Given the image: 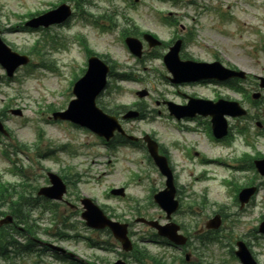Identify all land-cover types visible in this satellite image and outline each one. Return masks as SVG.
<instances>
[{
    "label": "rangeland",
    "instance_id": "374dc122",
    "mask_svg": "<svg viewBox=\"0 0 264 264\" xmlns=\"http://www.w3.org/2000/svg\"><path fill=\"white\" fill-rule=\"evenodd\" d=\"M62 2L73 6L69 23L46 30L17 27L19 22L24 25V15L45 12ZM84 10L93 14L89 20L71 0H0V29H7L3 32L4 40L32 59L17 71L12 81L0 83V111L5 113L4 122L10 132V136L0 134V181L17 184L25 179L23 174L27 182L40 187L48 184V171L67 175L74 182H69L66 198L79 207L69 213L67 228L54 221L51 212H46L38 222L41 229L37 237L60 244L86 262L114 264L123 252L121 245L109 231L88 227L81 216L79 198L88 196L115 219L132 224L131 234L139 248H146L168 262L177 259L175 264H182L178 259L180 249L162 244L152 226L137 221L140 217L163 224L168 221L166 212L153 199L154 193L165 187L166 177L155 168L146 148L131 144L112 148L92 130L50 117L53 110L67 108L74 97L72 79L83 74V68L87 67V51L79 39L84 36L91 49L106 56L110 64L117 62V71L133 78L123 81L109 77L97 104L107 113H116L130 134L153 133L167 149L180 200V208L172 220L181 224L183 232L190 236L187 250L192 253L201 250L196 233L221 211L220 239L202 250L204 262L241 264L231 254L236 241L241 239L259 264H264V234L257 229L264 219V176L255 167H246L239 161L245 152L264 155V89L256 78L264 75V0H91ZM170 12L187 26L183 38L193 40L186 43L185 53L206 61L218 57L228 66L244 69L250 78L240 84L248 95L221 82L174 85L169 81L171 73L162 54L168 50L166 44L180 34L177 24L164 19ZM103 15L112 16L118 25L108 30L93 23L98 18L100 24L107 25L101 18ZM134 23L140 30L156 34L165 42L164 46L153 48L141 59L132 55L121 32ZM37 48L41 53H37ZM44 61L55 69L43 65ZM140 89H147L149 95L140 98L136 94ZM255 91L262 92L258 102L252 98ZM183 93L236 100L247 108L248 114L229 116V139L217 141L206 132L207 118L177 120L169 114L162 101L184 103L187 98ZM8 104L22 108L23 115L7 112ZM121 104L142 110L144 117L124 119L123 112H119ZM258 122L263 125L260 127ZM243 127L246 130L241 133ZM69 173L78 174V180ZM250 182L253 184L246 186H257L258 191L250 203L240 208L237 192ZM121 186L127 188L125 198L109 193L111 188ZM40 210L33 211L32 216L39 217ZM61 234L66 235L63 240H59ZM17 240L22 242L20 238ZM24 256L1 263L34 264L37 259L35 255ZM40 260L39 264L73 262L58 259L50 252ZM129 264L136 263L131 260Z\"/></svg>",
    "mask_w": 264,
    "mask_h": 264
},
{
    "label": "water",
    "instance_id": "95a60500",
    "mask_svg": "<svg viewBox=\"0 0 264 264\" xmlns=\"http://www.w3.org/2000/svg\"><path fill=\"white\" fill-rule=\"evenodd\" d=\"M71 14V8L67 4H63L57 9L50 11L39 18L32 19L27 24L30 26L50 25L52 23H58L64 21ZM146 38L150 40L151 45L158 44L159 42L153 37L146 35ZM1 42V41H0ZM131 50L141 55L142 44L139 40L134 38L127 39ZM181 41H178L171 51L165 57V61L169 69L174 74L175 81H182L187 79L197 78H217L220 80L229 79L231 77H246L244 71H235L226 68L221 62L215 61L213 63H197L193 61L182 62L179 60V50ZM2 49V50H1ZM0 58L3 63L11 70L17 65L28 61L26 57L18 56L12 53L6 46L0 43ZM109 68L98 58L90 59V66L86 75L80 79L74 88V92L77 95V99L71 101L69 109L66 112L54 113L55 118L71 119L75 122L81 123L91 127L100 135L110 139L114 135L116 129L123 132L121 125L114 116L105 114L101 109L96 106L95 99L100 91L103 89L106 83V75ZM261 85L264 86V77L261 78ZM146 92H140V95H145ZM258 97L259 94H255ZM171 112L177 117L194 116L197 113L204 115H212L214 133L217 137H222L227 133L228 123L225 118L226 114L242 115L245 110L240 107L237 102H230L220 99L218 102H212L203 99H191L185 106L169 104ZM138 113L130 111L126 117L137 116ZM0 128H2L0 123ZM149 141V147L152 155L154 156L157 164L161 168L162 172L168 176L167 188L164 191L155 195V199L161 204V206L167 211L168 218L178 208L179 202L175 200L176 189L173 183L172 172L169 168L167 159L164 156L158 154L157 146L153 141L146 137ZM256 164L259 170L264 174V159L257 160ZM53 186L43 187L40 190L41 194H45L51 198H62V195L66 192V185L57 174L50 173ZM115 194H123V189H117L112 191ZM255 192V188L244 189L240 193V199L242 206L247 202L251 195ZM87 210L83 213V216L87 219L90 226L97 228H104L110 226L114 234L122 241L123 247L126 250L132 249V244L127 236V224H121L114 222L104 214V212L90 199L84 198L82 200ZM12 218L8 216L1 222L11 221ZM152 225L157 226L160 233L167 236L169 239L177 244H184L187 238L184 235L179 234L180 226L176 223H169L165 226H161L158 222H150ZM221 224L220 215H216L207 223L209 228H217ZM260 230L264 232V222L260 226ZM239 250L237 255L240 257L243 264H258L252 257L249 249L244 242H238ZM189 257V255H188ZM117 264H125L122 261H118Z\"/></svg>",
    "mask_w": 264,
    "mask_h": 264
},
{
    "label": "trees",
    "instance_id": "16d2710c",
    "mask_svg": "<svg viewBox=\"0 0 264 264\" xmlns=\"http://www.w3.org/2000/svg\"><path fill=\"white\" fill-rule=\"evenodd\" d=\"M81 0H76L77 4H80ZM9 186H4L0 188V209L1 206L4 205L6 202H9L10 199L12 198L11 194L8 193ZM23 197L20 196L19 200L12 201L10 205H8L9 209L11 210L12 213L20 215L22 213V207H21V202ZM1 212V210H0Z\"/></svg>",
    "mask_w": 264,
    "mask_h": 264
},
{
    "label": "flooded vegetation",
    "instance_id": "af4514ba",
    "mask_svg": "<svg viewBox=\"0 0 264 264\" xmlns=\"http://www.w3.org/2000/svg\"><path fill=\"white\" fill-rule=\"evenodd\" d=\"M162 151H163L164 153H166V151H165L164 149H163Z\"/></svg>",
    "mask_w": 264,
    "mask_h": 264
}]
</instances>
